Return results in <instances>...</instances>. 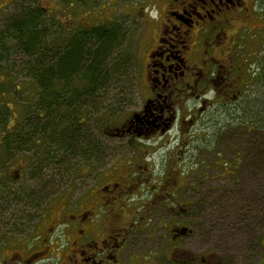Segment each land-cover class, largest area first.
<instances>
[{"label": "flooded vegetation", "instance_id": "flooded-vegetation-1", "mask_svg": "<svg viewBox=\"0 0 264 264\" xmlns=\"http://www.w3.org/2000/svg\"><path fill=\"white\" fill-rule=\"evenodd\" d=\"M95 1L90 23L56 12L53 2L40 7L55 11V25L66 32L118 29V51L134 71L132 93L120 95L136 96L138 108L105 126L101 88L94 98L99 109L83 113L89 140L63 156L50 139L24 149L14 124L31 112L10 107L13 118L0 127V264H184L173 244L191 230L173 225L168 232L166 224L168 212L185 210L168 203L182 169L160 151L171 146L183 155L193 128L226 131L232 105L244 103L253 87L263 107L264 0ZM116 3L120 17L111 18ZM135 29L143 35L137 43ZM66 157L72 158L63 171L73 178L80 170V190L67 187L57 196L55 164Z\"/></svg>", "mask_w": 264, "mask_h": 264}, {"label": "rangeland", "instance_id": "rangeland-1", "mask_svg": "<svg viewBox=\"0 0 264 264\" xmlns=\"http://www.w3.org/2000/svg\"><path fill=\"white\" fill-rule=\"evenodd\" d=\"M15 3L35 5L36 0H0V29L8 15L13 13ZM48 6H51L50 0L41 3V7ZM59 8L66 9L74 19H83L87 23L95 22L94 16L98 12L96 1L88 5L73 2L68 7ZM111 9V18L113 15L119 18L122 6L116 3ZM134 20H137V16ZM135 31L133 38L137 43L143 35L138 29ZM5 43L8 52L2 54L5 56L3 59L0 57V68L7 74V82L16 95L20 91L17 86L23 87L28 80L23 70L29 60L18 50L9 51L15 47L10 39L7 38ZM133 73L129 70L121 92L132 93ZM254 90L253 87L244 103L237 101L232 105L231 123L226 131L215 132L216 128L213 127L203 132L193 128L186 135L188 143L183 155L171 146L160 151L161 154L169 151L182 169L179 192H174L168 203H179L185 210L177 215L168 212L166 217L168 232L173 225L187 226L191 230L189 235L180 237L173 244L178 247L174 255L178 256L179 263L261 264L264 253V131L258 128L254 132L252 125L254 119L251 113L254 104H258ZM121 98L124 101L118 102ZM112 103L118 106L122 115L138 108V100L133 94L132 99L131 95H117ZM106 114L104 111L105 126L117 124L118 119ZM215 116L218 115L213 114ZM223 162L226 165L222 168L220 163ZM120 169L113 168L116 173ZM67 170L55 173L57 196L64 193L67 187L73 192L80 190V170L73 178H70ZM169 241L167 233L168 244Z\"/></svg>", "mask_w": 264, "mask_h": 264}, {"label": "trees", "instance_id": "trees-1", "mask_svg": "<svg viewBox=\"0 0 264 264\" xmlns=\"http://www.w3.org/2000/svg\"><path fill=\"white\" fill-rule=\"evenodd\" d=\"M43 1L36 0L35 5L15 3L13 13L8 15L0 29V57L3 59L5 56L2 54L8 52V48L5 49L8 38L15 45L9 51L18 50L29 60L23 70L28 80L23 87L17 86L20 91L16 95L24 94L26 98L23 102L16 99L7 82V74L0 68V91L6 92L7 97L0 98V127L6 126L13 118L9 113L10 107L13 111L31 112L30 115L15 120L14 124L24 149L31 150L28 145L34 144L38 139L45 142L50 139V142L55 143L57 152H63L64 156L66 152L75 154L80 151L82 145L89 140L88 123L83 122V113L88 108L93 111L99 109H96L99 104L94 98L101 88L104 91L101 101L103 114L105 111L108 117L116 119L122 116L118 106L112 101L122 94V83L128 76L130 59L118 51L121 47L118 29L105 27L102 34L98 33L99 28L96 26H78L66 32L67 28L55 25L52 17L55 11H43L40 7ZM50 1L54 3L56 12L59 10L67 15H70L67 10L59 7H68L73 2L82 5L95 2ZM114 91L117 94H112ZM122 101L124 98L118 102ZM254 106L251 113L254 132L258 128L264 131V103L261 109H258L257 104ZM57 152L56 158L59 157ZM71 158L66 157L64 162L56 161V171L65 169L64 164H69ZM261 264H264V253Z\"/></svg>", "mask_w": 264, "mask_h": 264}, {"label": "water", "instance_id": "water-1", "mask_svg": "<svg viewBox=\"0 0 264 264\" xmlns=\"http://www.w3.org/2000/svg\"><path fill=\"white\" fill-rule=\"evenodd\" d=\"M179 230L181 231L180 235L183 236V235H185V232L187 231V228L186 227H181Z\"/></svg>", "mask_w": 264, "mask_h": 264}, {"label": "bare ground", "instance_id": "bare-ground-1", "mask_svg": "<svg viewBox=\"0 0 264 264\" xmlns=\"http://www.w3.org/2000/svg\"><path fill=\"white\" fill-rule=\"evenodd\" d=\"M52 50V49H51Z\"/></svg>", "mask_w": 264, "mask_h": 264}]
</instances>
